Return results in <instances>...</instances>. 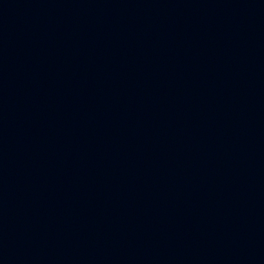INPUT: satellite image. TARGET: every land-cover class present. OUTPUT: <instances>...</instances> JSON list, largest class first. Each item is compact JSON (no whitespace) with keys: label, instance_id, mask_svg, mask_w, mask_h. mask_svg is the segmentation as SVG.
I'll return each instance as SVG.
<instances>
[{"label":"water","instance_id":"95a60500","mask_svg":"<svg viewBox=\"0 0 264 264\" xmlns=\"http://www.w3.org/2000/svg\"><path fill=\"white\" fill-rule=\"evenodd\" d=\"M0 264H264V0H0Z\"/></svg>","mask_w":264,"mask_h":264}]
</instances>
